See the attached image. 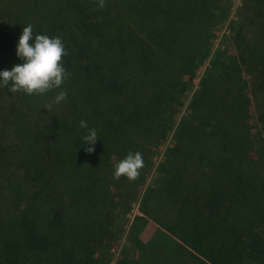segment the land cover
<instances>
[{
    "label": "trees",
    "instance_id": "obj_1",
    "mask_svg": "<svg viewBox=\"0 0 264 264\" xmlns=\"http://www.w3.org/2000/svg\"><path fill=\"white\" fill-rule=\"evenodd\" d=\"M58 1L46 0L44 20L32 23L23 0H0V71L22 62L15 49L31 24L34 36L62 39L63 66L86 83L49 110L62 87L48 96L0 87V264H95L124 181L96 160L119 145L146 163L138 144L165 136L164 93L184 85L171 61L189 65L199 54L193 26L205 0ZM258 5L264 11V0ZM159 9L151 20L147 11ZM248 38L205 75L195 117L175 135L167 160L181 185L171 195L163 177L141 200L140 212L175 238L167 237L172 248L148 246L119 264H264V156L249 149L238 84L244 69L264 100V22ZM88 113L101 122L94 145L80 134ZM83 171L93 178L81 175L77 185Z\"/></svg>",
    "mask_w": 264,
    "mask_h": 264
},
{
    "label": "rangeland",
    "instance_id": "obj_2",
    "mask_svg": "<svg viewBox=\"0 0 264 264\" xmlns=\"http://www.w3.org/2000/svg\"><path fill=\"white\" fill-rule=\"evenodd\" d=\"M160 1L161 3L172 2L171 0ZM258 1L260 0H205L204 7L199 14H196V17L199 15L198 19L195 17L198 24L193 27L196 33L201 32L198 57L189 65L171 61L170 65L174 67L176 73L175 75L173 72L172 75L184 81V85L171 89L167 94L164 93L165 102L161 116L165 119L166 134L163 138L154 136L150 142L143 143V146L141 143L138 144L145 153L146 163L140 169L138 179L129 181L124 177V181L119 184L120 189L115 194L113 210L107 220L109 226L104 233V245L100 246L95 253V264H119L123 257L135 260L143 255L141 249L148 246L154 253L160 246L164 250L172 248L171 241L167 240V237L174 240L175 238L155 220L140 212L141 200L146 190L157 185L163 177L164 186L170 187L171 190H167L171 195V191L181 185V175H175L176 173L171 170L167 160L170 147L175 142V135H178L181 126L194 119L201 103L198 96H203L204 87L201 81L205 75L213 71L217 65L226 62L227 57L236 55L242 49L244 40L250 42L249 33L258 23L264 22V11L259 8ZM23 2L24 5L20 7L27 14L28 21L38 23L44 20L43 17L47 12L46 0H23ZM58 2V0H53L52 3L55 4L53 6L60 5V3L56 4ZM86 6H88L87 3ZM159 11L157 14L149 10L147 12L152 20L161 17V10ZM153 32L154 28L151 27L149 33L153 34ZM67 73L68 76L61 86L62 90L67 94L83 90L86 83L81 77L69 74V71ZM254 80V76L245 72L244 69L240 71L238 84L243 98L245 96L249 149L256 148L264 156V100L259 98V94L254 90ZM147 87L150 94L153 88ZM53 91L45 95L48 96ZM84 120L87 121L88 129L95 128L97 131L101 129L100 120H93V116L89 113L84 115ZM88 129H84L80 134L86 135ZM69 134L76 133L72 131ZM63 146L66 149L69 148L66 144ZM116 146L119 148L118 151L121 149L120 153L107 151L109 155L106 158L99 156L96 162H108L113 167L126 156L123 148ZM84 173L75 175L77 185L81 183V175H87L86 172ZM87 176L93 178L92 175ZM152 214L164 218L158 212Z\"/></svg>",
    "mask_w": 264,
    "mask_h": 264
},
{
    "label": "clouds",
    "instance_id": "obj_3",
    "mask_svg": "<svg viewBox=\"0 0 264 264\" xmlns=\"http://www.w3.org/2000/svg\"><path fill=\"white\" fill-rule=\"evenodd\" d=\"M98 7H104V0H99ZM16 55L22 63L14 65L10 70L0 71V87H6L10 92H23L28 95H44L54 89L61 88L68 73L63 66L62 59L67 55L60 37H50L44 34L33 35V26L23 27L16 46ZM67 92L59 91L52 102L43 108L49 110L52 104L66 101ZM79 127L88 129L87 121L81 120ZM97 130L88 129L82 137L83 145H94L97 140ZM92 152L93 147H87ZM144 167L143 154L139 151H129L125 157L113 165V179L126 177L129 181L138 179L140 169Z\"/></svg>",
    "mask_w": 264,
    "mask_h": 264
}]
</instances>
